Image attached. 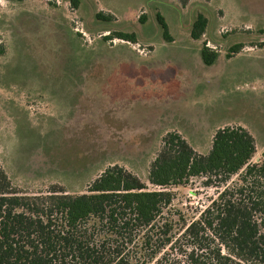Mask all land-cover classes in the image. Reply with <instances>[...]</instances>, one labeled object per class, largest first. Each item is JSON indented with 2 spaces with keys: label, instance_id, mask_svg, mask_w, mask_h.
Instances as JSON below:
<instances>
[{
  "label": "rangeland",
  "instance_id": "obj_1",
  "mask_svg": "<svg viewBox=\"0 0 264 264\" xmlns=\"http://www.w3.org/2000/svg\"><path fill=\"white\" fill-rule=\"evenodd\" d=\"M78 1L74 7L70 0H0V167L18 194L85 193L114 165L146 182L169 132L206 154L222 123L249 134L264 129V46L258 45H264V0H175L180 16L163 0ZM98 6L120 16L98 22ZM151 7L167 22L171 42ZM198 13L208 29L193 40L189 27ZM108 27L135 34L137 43L106 40ZM204 42L219 54L211 65L200 58ZM232 43L244 47L226 59ZM82 71L89 84L77 91ZM78 109L112 117L71 125ZM218 190L196 179L173 189L172 208L190 219Z\"/></svg>",
  "mask_w": 264,
  "mask_h": 264
},
{
  "label": "trees",
  "instance_id": "obj_2",
  "mask_svg": "<svg viewBox=\"0 0 264 264\" xmlns=\"http://www.w3.org/2000/svg\"><path fill=\"white\" fill-rule=\"evenodd\" d=\"M70 3L76 7L79 1ZM93 17L101 23L113 20L101 11ZM145 19L141 14L137 21L142 25ZM155 19L164 41L171 42L164 18L156 14ZM207 29L208 19L198 13L190 38L201 39ZM104 30L106 40L137 43L133 33ZM243 47L228 45L224 57L232 58ZM199 54L206 65L219 58L205 42ZM83 72L77 91L89 84ZM82 111H73L70 124L91 126L112 117L108 111ZM161 143L146 182L114 165L79 194L61 189L18 194L0 167V264H264V154L254 159L252 135L239 126L218 128L206 154L196 153L176 132ZM196 179L219 190L188 219L172 208L173 189ZM145 183L157 188L149 190Z\"/></svg>",
  "mask_w": 264,
  "mask_h": 264
},
{
  "label": "crops",
  "instance_id": "obj_3",
  "mask_svg": "<svg viewBox=\"0 0 264 264\" xmlns=\"http://www.w3.org/2000/svg\"><path fill=\"white\" fill-rule=\"evenodd\" d=\"M143 1V3L145 4V0H142ZM163 1H165V2H167V3H172V4H175L176 6H177V8H179V6H178V4H176L177 2L175 1V0H163ZM141 3H139V5H140ZM193 5V1L191 0V2H190V4L189 5ZM138 6V5H137ZM136 6V7H137ZM146 6V5H145ZM94 7V6H93ZM152 8V11H153V14L154 15H156V14H159V15H161L158 11H157V7H151ZM147 13L149 14V11H150V9H148L147 8ZM179 10V16L181 15V13H180V8L178 9ZM97 11H101V12H103V13H105V14H108V15H111L113 18H115V19H117L118 18V16H120V15H115V12H113V11H105V10H102V9H100V7L98 6V9L96 10V12ZM93 13H95V10L93 11ZM143 13H146V12H142V14ZM124 14H125V12H124ZM124 14H121V16H123ZM147 14V15H148ZM141 15V14H140ZM144 15V14H143ZM145 16V15H144ZM162 16V15H161ZM178 16V17H179ZM163 17V16H162ZM166 22V21H165ZM167 23V22H166ZM167 26H168V24H167ZM168 28H169V26H168ZM240 53V52H239ZM221 125H224V126H230V125H232V124H225V123H222ZM233 126H235V125H233ZM238 126V125H237ZM241 127V126H240ZM222 128V127H221ZM218 129V128H217ZM264 129H263V127L262 126H257V127H255V129H253L252 131H250L251 132V135H252V137H253V139H254V141H255V147H256V150H257V152L256 153H258V150H264V144L263 145H261V146H257V139L259 138V140H260V142H262L264 139H263V137L261 136L262 134H264V132H262ZM264 142V141H263ZM262 155L264 154V151H262V153H261ZM259 159V157H255V160H258Z\"/></svg>",
  "mask_w": 264,
  "mask_h": 264
}]
</instances>
